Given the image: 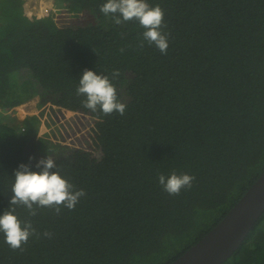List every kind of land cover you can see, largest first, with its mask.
Returning <instances> with one entry per match:
<instances>
[{
  "label": "trees",
  "instance_id": "1",
  "mask_svg": "<svg viewBox=\"0 0 264 264\" xmlns=\"http://www.w3.org/2000/svg\"><path fill=\"white\" fill-rule=\"evenodd\" d=\"M25 2L0 0V212L17 167L47 156L85 195L72 210L12 206L34 231L18 249L0 233V264H170L264 173V0H148L166 53L106 0H55L80 19L63 24L42 16L49 0L32 16ZM85 69L119 73L124 115L84 107ZM36 96L73 114L70 146L37 137L38 115L5 114ZM173 172L192 186L169 195L158 176ZM223 264H264V214Z\"/></svg>",
  "mask_w": 264,
  "mask_h": 264
},
{
  "label": "clouds",
  "instance_id": "2",
  "mask_svg": "<svg viewBox=\"0 0 264 264\" xmlns=\"http://www.w3.org/2000/svg\"><path fill=\"white\" fill-rule=\"evenodd\" d=\"M100 10L105 16L111 15L116 24L138 21L144 29L143 39L161 53L167 52L169 40L162 31L165 12L159 5L153 7L148 0H106ZM118 75V72H114L112 78ZM112 78L92 69H85L81 73L77 94L85 97L84 107L93 112L99 110L104 115L114 112L125 114L127 105L120 100ZM57 169L56 161L47 156L34 165L31 162L21 163L14 171L10 210L0 212V233L3 234L4 242L12 249L21 248L34 231L30 223L20 220L12 206L23 205L30 211L34 209V205L55 206L57 211L61 207L72 210L85 195L83 189L74 190L71 182ZM194 179L188 173L173 172L168 175L160 174L158 183L169 195H178L183 189L190 188Z\"/></svg>",
  "mask_w": 264,
  "mask_h": 264
},
{
  "label": "water",
  "instance_id": "3",
  "mask_svg": "<svg viewBox=\"0 0 264 264\" xmlns=\"http://www.w3.org/2000/svg\"><path fill=\"white\" fill-rule=\"evenodd\" d=\"M263 214L264 173L215 227L170 264L225 263L241 247Z\"/></svg>",
  "mask_w": 264,
  "mask_h": 264
},
{
  "label": "rangeland",
  "instance_id": "4",
  "mask_svg": "<svg viewBox=\"0 0 264 264\" xmlns=\"http://www.w3.org/2000/svg\"><path fill=\"white\" fill-rule=\"evenodd\" d=\"M29 1V0H26ZM51 2V10L54 15H60L56 17L59 20V24L66 23L65 19H69L67 23L71 21H80L78 16H73L63 11L64 9L57 7L55 0H49ZM31 2V1H29ZM34 4V3H33ZM32 4V6H33ZM36 4V3H35ZM35 6V5H34ZM33 6V7H34ZM38 5L35 6V10L37 9ZM28 16H32L30 12L27 14ZM36 16V15H35ZM39 17V15H37ZM44 16H46L44 14ZM42 100L38 96L32 98L31 100L12 108L11 110L7 111L5 114H11L12 116L18 117L20 120L32 115H38L40 121L39 131L37 137H45L50 141L53 142H61L63 145L70 146V133L73 132V126L71 124L73 114L70 112L65 111L63 113L57 108L52 110V106L50 105L51 102H47L41 105Z\"/></svg>",
  "mask_w": 264,
  "mask_h": 264
},
{
  "label": "crops",
  "instance_id": "5",
  "mask_svg": "<svg viewBox=\"0 0 264 264\" xmlns=\"http://www.w3.org/2000/svg\"><path fill=\"white\" fill-rule=\"evenodd\" d=\"M29 1H31V2H29ZM29 1L25 2V5H24L25 6V13L28 14V12H30L32 15L33 14H38V13H36L34 8H35V6H37V3L39 2V0H29ZM32 4H33V6L34 5L35 6L33 7ZM49 9H50V7H49Z\"/></svg>",
  "mask_w": 264,
  "mask_h": 264
},
{
  "label": "built area",
  "instance_id": "6",
  "mask_svg": "<svg viewBox=\"0 0 264 264\" xmlns=\"http://www.w3.org/2000/svg\"><path fill=\"white\" fill-rule=\"evenodd\" d=\"M49 10V9H48ZM48 10H47V13H48ZM46 14V13H45Z\"/></svg>",
  "mask_w": 264,
  "mask_h": 264
}]
</instances>
